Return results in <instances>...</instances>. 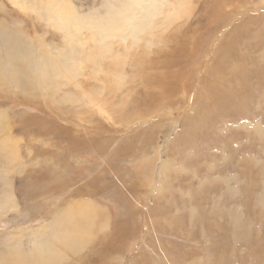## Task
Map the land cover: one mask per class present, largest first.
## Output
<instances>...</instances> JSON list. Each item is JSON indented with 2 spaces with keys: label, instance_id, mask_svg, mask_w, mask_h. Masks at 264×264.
I'll list each match as a JSON object with an SVG mask.
<instances>
[{
  "label": "rangeland",
  "instance_id": "374dc122",
  "mask_svg": "<svg viewBox=\"0 0 264 264\" xmlns=\"http://www.w3.org/2000/svg\"><path fill=\"white\" fill-rule=\"evenodd\" d=\"M117 1L0 0V264H264V0Z\"/></svg>",
  "mask_w": 264,
  "mask_h": 264
},
{
  "label": "bare ground",
  "instance_id": "6f19581e",
  "mask_svg": "<svg viewBox=\"0 0 264 264\" xmlns=\"http://www.w3.org/2000/svg\"><path fill=\"white\" fill-rule=\"evenodd\" d=\"M13 1L17 2L18 0H13ZM19 1H20V4L18 2L17 3L22 8L26 9V7H28V6L30 7L31 6L33 10H37V11H40V12H45V13H47L49 15H52L53 18H57L58 20L61 19V21H64V22H67V23H69L70 20L72 22L75 21L74 23H77V24H81V23L86 21V22H88V24H90L92 26H94V24H95V27H97V28L99 27L100 30L104 28V25L101 24V20H99L98 18L92 17V11L89 12V13L80 12V10L78 9V7L76 5H75V7L67 5L68 4V0H19ZM127 1H135V3H134L135 14L133 12V5H128ZM117 2H119L121 4L119 6V9L122 12V15L119 17V19H121V20L129 19L130 16H135L136 17V15H138L139 11H141V13H142L147 8V11L144 12L146 14H144V15L141 14V16L139 18L140 20H143L150 13L148 11V9H153V7H155L153 5L150 8V5H152V3L149 2L151 4L148 6V5L144 4V0H120V1H117ZM73 3H74V1H73ZM82 5H84V4H81L80 7ZM89 7H85V5H84L83 9L84 8H89ZM157 9L155 7L154 11L158 12ZM112 12L116 15L117 10L116 11H112ZM155 12H154V14L157 15L158 13L156 14ZM142 16H143V18H142ZM138 17H139V15H138ZM6 38L8 39L7 42H2L5 39V36H2L1 33H0V48L2 50H4V49H8L9 51L13 50L12 53H14V54H13L12 57H14L16 55H19V53L21 54L23 52H29L28 49H30V48H27L28 47V44L26 42L27 39L22 37V35H18V34L14 33V32H8V33H6ZM10 58L11 57H9V59L5 58L3 62H4V64L6 66H9V64L12 65L13 72L16 73L15 74L16 76H14V77L16 78L18 75L25 76L26 69L25 68H21V64H20L19 60L16 57L11 58V59ZM29 61H32V59L30 60L27 57V60H26V63H25L24 66H26V64H30V63H28ZM31 82L34 83L35 79L32 80ZM27 85H28V83H27ZM22 87L26 88L27 86L23 85Z\"/></svg>",
  "mask_w": 264,
  "mask_h": 264
}]
</instances>
